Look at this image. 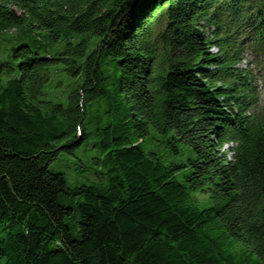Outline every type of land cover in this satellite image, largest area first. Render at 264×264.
<instances>
[{"label":"trees","instance_id":"1","mask_svg":"<svg viewBox=\"0 0 264 264\" xmlns=\"http://www.w3.org/2000/svg\"><path fill=\"white\" fill-rule=\"evenodd\" d=\"M246 51L264 0H0V264H264Z\"/></svg>","mask_w":264,"mask_h":264},{"label":"rangeland","instance_id":"2","mask_svg":"<svg viewBox=\"0 0 264 264\" xmlns=\"http://www.w3.org/2000/svg\"><path fill=\"white\" fill-rule=\"evenodd\" d=\"M210 32V31H209ZM217 51V48L214 47L212 49H210V52L214 53ZM243 58H244V61H242V63L240 64V66L242 68H245L247 66V62H252L253 61V56L250 54V52L246 51L243 55ZM255 65V66H254ZM257 64L256 62H252V65H251V69L254 70V68H256ZM256 73L254 72V76L256 78V85L259 87L260 89V93H261V99L263 100H260V104L262 105V103L264 104V82H263V75H260V73H258V66L256 68ZM258 73V74H257ZM57 79L59 80H64L66 74L64 72H59L57 73ZM52 95V94H51ZM262 101V102H261ZM224 148H227V147H224ZM63 161L61 163V167L63 169H65L67 172H69V168H71V158H67V157H62ZM73 160V159H72ZM59 166V164H57ZM55 166V164L53 165Z\"/></svg>","mask_w":264,"mask_h":264}]
</instances>
